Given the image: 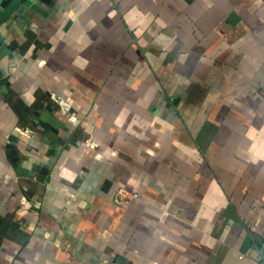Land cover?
I'll return each instance as SVG.
<instances>
[{
    "label": "crops",
    "instance_id": "1",
    "mask_svg": "<svg viewBox=\"0 0 264 264\" xmlns=\"http://www.w3.org/2000/svg\"><path fill=\"white\" fill-rule=\"evenodd\" d=\"M22 3L0 24V264H262L264 0Z\"/></svg>",
    "mask_w": 264,
    "mask_h": 264
},
{
    "label": "water",
    "instance_id": "2",
    "mask_svg": "<svg viewBox=\"0 0 264 264\" xmlns=\"http://www.w3.org/2000/svg\"><path fill=\"white\" fill-rule=\"evenodd\" d=\"M1 1L2 0H0V24L5 22L9 16L14 15V13H21L25 9V5L23 3L21 4L23 0H10L5 6L1 5ZM2 40L0 35V42H2ZM51 120L56 124L59 123L55 118H51Z\"/></svg>",
    "mask_w": 264,
    "mask_h": 264
},
{
    "label": "rangeland",
    "instance_id": "3",
    "mask_svg": "<svg viewBox=\"0 0 264 264\" xmlns=\"http://www.w3.org/2000/svg\"><path fill=\"white\" fill-rule=\"evenodd\" d=\"M134 43V42H133ZM130 47V48H129ZM128 48H129V50H131V49H133V47L130 45L129 46V44H128ZM135 78V76L134 75H132V79H134ZM161 80V79H160ZM165 83V82H164ZM160 86V88L162 89V86H161V84L159 85ZM163 90V89H162ZM167 93L169 94V97H168V95H167ZM163 95H164V97L165 98H167L170 102H173V101H171L172 99H174V94L172 93V92H170L168 89H167V87L165 86V89L163 90ZM172 109L176 112V108H175V106L173 105V103H172ZM177 113V112H176ZM183 124V123H182ZM186 130L188 131V129L186 128ZM192 134H193V132H191ZM189 135H190V137H191V140H192V144L194 145V147H198V146H196V144H195V139H194V137H192V135L189 133ZM90 135H88L87 133H84V135L83 136H79L77 139V141H79V140H83L82 142H86L87 144H89L90 146H92L93 145V143H94V141H93V138L92 137H89ZM196 137H197V135H195ZM87 138H90L91 140H85V139H87ZM121 190H126V191H128L127 189H119V190H117L116 192H114V194H113V202L115 203V196H118V194L120 193V191ZM130 192V191H129ZM130 193H132V192H130ZM133 194V193H132ZM134 195V194H133ZM117 204V203H116ZM126 203L124 202V203H121V204H117L118 206H124Z\"/></svg>",
    "mask_w": 264,
    "mask_h": 264
},
{
    "label": "built area",
    "instance_id": "4",
    "mask_svg": "<svg viewBox=\"0 0 264 264\" xmlns=\"http://www.w3.org/2000/svg\"><path fill=\"white\" fill-rule=\"evenodd\" d=\"M133 194L126 190H121L118 196H115V203L121 204V203H127L128 200L133 198ZM261 262L264 264V240H263V250L261 252Z\"/></svg>",
    "mask_w": 264,
    "mask_h": 264
}]
</instances>
